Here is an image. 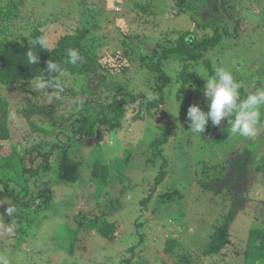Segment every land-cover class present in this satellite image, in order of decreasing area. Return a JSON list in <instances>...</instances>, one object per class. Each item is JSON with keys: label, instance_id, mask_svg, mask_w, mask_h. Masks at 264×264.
Wrapping results in <instances>:
<instances>
[{"label": "rangeland", "instance_id": "rangeland-1", "mask_svg": "<svg viewBox=\"0 0 264 264\" xmlns=\"http://www.w3.org/2000/svg\"><path fill=\"white\" fill-rule=\"evenodd\" d=\"M3 1L16 3L18 0H0L1 12L6 11ZM55 1L46 0L45 2ZM77 1L58 0L56 6H43L37 2L34 4V9L31 6H18L20 13L14 21L35 24L41 20L44 21L42 24L46 23L49 26L50 32H56L59 29L67 31L69 27L75 26V22L76 25L78 23L77 19H71L72 9H75L74 16L77 17L82 10L95 9L98 5L99 7H96L98 14L104 16L97 21L101 22L102 28L104 27L102 32L108 41L103 48H107L112 54L122 56L120 53L126 49L128 55L131 52L128 36H124L123 39V35L119 33L122 29V33L131 34L129 32L136 28L137 33L148 36V44L159 40L162 34L164 36L167 32L174 30L177 34L171 35L169 39L174 40L177 35L184 34L186 31L198 37L209 33L211 29L209 27L205 30L198 29L196 21L205 22L213 17H220L219 14L225 12L221 9L220 2H217L218 11H215V14L210 13L215 4L207 0H192L195 5L190 7V11L186 14L180 16L171 14L173 6L171 0H113L114 4L112 0H81L84 5L82 8V5L79 6L76 3ZM135 2L148 5V9L151 8L154 11L155 18L143 19L149 30L138 26L143 21L138 20L131 11ZM225 9H227L225 14L232 16L227 22L228 25L226 23L224 25L225 31L232 34L230 38L224 40L225 50L215 49L209 57L213 62L214 72L217 67H220L217 60L225 61L224 68L231 71L241 85L239 91L243 99L250 89L252 91L256 88L264 89V72H260L264 66V0H227ZM65 16L71 21L64 18ZM237 20L239 36H237L238 33L233 34L230 31ZM56 26L60 27L56 28ZM151 27H153L152 31ZM122 40L124 44H121ZM110 46L119 50L120 53L113 51ZM128 55L122 56L121 61L115 60V67L119 65L120 69L127 68L126 76L130 77L128 89L131 87L134 89L131 91L133 95L152 96L143 80L145 71L140 69L142 74L141 72L138 74L136 71L139 64L130 63L126 59ZM103 61L109 63L108 60ZM98 81L92 79L87 84L88 88L96 89L92 94H82L79 91L73 95L67 91L61 95V91H58L54 95H46L36 85L29 86L28 91L22 88L2 89L0 96L8 103L7 120L10 125V137L0 142V157L7 156L13 150L23 152L24 144H40L42 142L40 139L47 137L44 134L36 136L27 134L30 127L48 128L52 138L64 143L66 137L59 129L70 130L69 123L74 120L72 115L80 113L87 101L91 103L84 113L88 111L98 113L97 100L100 101V98L107 94L101 90ZM252 83L256 84L255 88ZM182 88H184L183 91L177 87L173 88L161 106L171 123V129L168 131L169 142L161 147L162 155L168 161V167L167 175L154 189L151 187L158 173L159 159L152 158L151 144L153 140L161 138L165 133L163 125L166 121L161 115H156L155 110H152L150 115L145 114V100L135 99L126 106V112L119 127L107 132L98 130L92 138L78 135L75 142L69 144L67 151L71 159L77 165L79 164L80 179L77 182L68 183L59 182L54 174L47 177L46 182L53 191L50 205L52 212L48 213L46 219L42 213L41 216L44 219L42 223L32 232H28L23 241L17 244H14L15 237L12 230L16 224L12 220L11 231L0 235V258L6 259L8 264H72L74 262V264H104L108 262L109 257H115V261L122 262L130 257L127 249L138 244L139 233H143L146 235L144 243L136 249L133 260L141 259L147 264H177L176 258H169L162 251L164 241L174 238L180 243L179 253L189 252L190 259L195 264H242L249 230L264 224V178L262 182L259 178H262V173H253L245 180L244 189H246L248 200L242 203V208L230 227V243L221 250L219 257L210 260L202 257V250L213 230V225L219 220L222 212L227 211L229 203L222 201L221 195L214 196L201 190L195 183V179L194 181L192 179L194 172L187 168L193 162L195 165L196 161L212 166L221 165L231 152L241 150L253 138L255 140L251 141L252 146L250 145L252 149L250 147L249 149L254 152L257 150L255 145L264 144V121L258 123L257 133L252 139L232 135L229 131L230 125L227 121H223L221 126L209 128L208 132H204V139H206L204 141L201 136L194 135L186 123V112L189 106L198 105L207 112V101L203 95L204 86L197 85L189 91L186 90L187 86ZM246 88H249L247 92ZM176 100L180 102L179 105ZM33 104L53 109L54 119H57L53 130L50 127L53 122L48 114L34 111L28 114L30 124L28 127L29 124H26L22 111L26 105ZM78 125H80L79 122H74L71 126L72 130L73 128L76 130ZM27 136L30 137L24 138ZM259 154L264 155V152L260 150ZM96 163L105 165L110 171L109 183L104 187V192L101 191L102 195L105 193L102 202H98L101 201L102 195L95 188L96 183L92 181L90 173ZM188 176L191 177L192 183L188 180ZM174 188L178 190V194L180 192L178 198L168 203L160 201V205L153 210L157 204L155 201L157 194ZM149 196H151L149 202L145 206L141 205L140 201ZM117 199L120 202V205H117L119 210L112 211L107 219L109 218L119 226V233L108 241L94 232L86 233L79 229L73 241V254H71L68 251L71 244L65 238L72 234L75 228L76 215L86 213V220L97 217L100 222L105 218L102 211H107L105 205L111 201L116 203ZM10 205H12L11 200L8 199L5 203L0 200V210L3 209V212ZM138 222L143 223L140 229L135 228ZM175 253L178 255L177 252ZM156 255H158L157 259ZM213 260L214 262L211 263Z\"/></svg>", "mask_w": 264, "mask_h": 264}, {"label": "trees", "instance_id": "trees-1", "mask_svg": "<svg viewBox=\"0 0 264 264\" xmlns=\"http://www.w3.org/2000/svg\"><path fill=\"white\" fill-rule=\"evenodd\" d=\"M45 1L18 0L16 3H6L3 1V6L6 11H0V91L2 89L11 90L16 88H22L28 91L29 86H35L43 79L49 84V87L41 89L46 95H54L58 91H61V95L67 91L73 93V95L79 91L82 94H92L96 89L88 88L87 84L92 79H96L99 80L98 84H100L101 90L107 94L102 99L100 98V101L97 100L98 113L89 111L84 113L87 106L91 103V101H87L80 113L72 115L74 120L69 123L70 130L65 131L59 129L66 137L64 143L59 142L56 138H52L48 128H34L30 127L28 123V114L31 111L44 113L45 115L48 114L53 122L50 126L53 130V126L57 124V119H54L52 108L38 107L33 104L26 105L22 111L24 120L26 124H29L28 127H30L28 128L29 132L27 134L31 136L44 134L47 137L44 139L41 138L40 141L42 142L40 144H24L23 152L13 150L7 156L0 157V200H3L4 203L8 199L11 200L12 205L10 206L15 208L11 216L6 215L3 209L0 210V217H3V222L0 223V235L6 231L8 232V228H12L13 220L16 224L12 228L15 237L14 244L22 242L24 236L28 232L35 230L34 228L38 227L42 223V220L46 219L48 213L52 212L50 205L53 191L50 190L46 182L47 177L54 174L59 182L65 181L68 183H74L80 179L79 164L77 165L71 159L67 151L69 144L73 141L75 142L78 135L85 138H92L98 130L107 132L108 130H114L119 127L121 119L126 112V106L134 102L135 99L145 100V114L150 115L152 114L151 111L155 110V114L161 115L163 120L166 121L165 125H163L165 133L161 138L153 140L151 144L152 158L159 159L158 173L155 176L154 185L151 187L154 189L167 175L166 169L168 167V161L162 155L161 148L163 145L168 144V131L171 129L170 119L161 109L167 94L173 88L177 87V85H180L178 89L182 91L184 89L182 87L184 86H187V91L197 85L204 86L207 78L214 74L213 62L209 55L215 49L225 50L223 46L225 44L224 40L225 38H230L232 34L225 31L224 26L232 18L230 16L231 14H225L227 11L225 9L227 0H207V2H213L215 4L210 13L215 14V11H218L216 7L217 2H220V7L225 12L220 13V17H213V19L205 22L200 20L196 21V27L198 29L205 30L208 27L211 29L209 33H204L198 37L194 33L186 31L184 34L177 35V38L174 40L169 39L171 35L177 34L174 33V30L167 32L164 36L161 33L162 36L159 40L148 44V36L137 33L136 28L129 32L131 34L122 33V29L119 33L123 35V39L124 36H128L129 50H131L130 54L128 55L127 49L120 53L116 48L110 47L113 51L119 52L123 57L128 55L126 59L130 63L137 62L139 64L136 72L140 73V69L145 71V78L142 79L145 80L146 85L152 93L150 97H146L143 94L133 95L131 91L134 89L132 87L128 89V79L130 77L126 76L128 73L127 68L120 69L119 65L115 67V60L121 61L122 56L112 54L107 48H103L104 45L108 44V41L102 32L104 27L102 28L101 22L97 21V19L100 21L104 16L98 14L96 9V7H99L98 5L95 9L82 10L77 14V17L76 15L74 16L75 9H72L71 19H77L78 23L76 25L75 22V26L72 28L69 27L67 31L59 29L56 32H50L49 26L46 23L42 24L44 21L41 20L35 24L14 21L20 13V6H31L34 9V4L37 2L43 6H56L58 4V0L55 2ZM171 1L173 2L171 14L174 16L186 14L190 11V7L195 5L192 3V0ZM112 2L114 4L115 1L112 0ZM76 3L79 6L83 4L81 0H78ZM150 9H148V5H142L137 2L131 8L135 17L143 21L138 26L146 30H149V28L143 19L156 17L154 11ZM64 18L69 19L66 16ZM44 20L47 21V19ZM234 23L235 26L230 31L233 34L238 33L237 36H239L240 32L237 31L239 22L237 20ZM59 27L56 26V28ZM153 27L150 28L151 31ZM39 36L46 38V47L42 48L38 44H33L34 39ZM121 44H124L123 40ZM30 50L40 57L38 64L28 63L26 53ZM70 50H76L81 57L74 65L68 63ZM103 60H108L109 63ZM46 61L56 63L61 70L54 72L47 71ZM217 61L220 67H225L224 60ZM260 72H264V66ZM120 77H122L121 80L119 79ZM252 84H254L253 88H255L256 84ZM248 89L246 88V92ZM242 92L245 93L243 89ZM192 104L195 103L192 102ZM260 112L261 117L259 122H263L264 107L260 109ZM7 113L8 103L0 96V142L10 137V125L7 120ZM74 122L80 123L76 130L74 128L72 130L71 127ZM209 128H214L210 121L206 126L205 132H208ZM202 134L201 138L206 141L204 139L205 134ZM29 137L24 138L28 139ZM253 140L255 139L253 138L251 141ZM251 141L248 144L246 143L247 145L241 150L238 149L231 152L227 160L221 165L212 166L202 161H196L195 165H193V162L187 168L188 170L192 169V172H194L192 179L193 181L195 179V183L201 190L211 193L214 196L221 195V200L229 203L227 211L222 212L219 220L212 227L213 230L209 234L208 241L201 253L203 258L212 260L211 258L219 257L221 250L230 243V227L235 220V216L240 212L242 203L244 204L248 200L246 189H244L245 180L257 172L262 173V178L259 177L261 182L264 178V155L259 154L260 150L264 152V144L253 145L257 149L253 152V150L249 149ZM189 145L191 144L189 143ZM109 172L108 167L98 163L94 165V168L90 172L92 181L96 183L95 188L98 189L97 191H100V195H102L104 187L109 183ZM188 178L191 181V177L188 176ZM179 194L175 188L171 191L165 190L163 193H158L155 200L157 204L153 210H155L156 206L158 207L160 205V201L161 203L172 202L178 198ZM103 195L101 196V201L98 202L104 200L105 193ZM150 198L151 196L141 200L140 204L145 206ZM117 205H120L118 199L116 203L111 201L106 204L107 211L102 210L105 218L101 219L100 222L97 220L99 219L97 217L86 220V213H78L75 218L76 224L72 230V234H69L65 238L71 244L68 251L73 254L72 245L79 233V229L86 231V233L94 232L108 241L111 237L117 235L119 233V226L110 221L109 218L107 219L112 211L119 210L117 209ZM42 213L44 219L41 216ZM142 226L143 223L138 222L135 228L140 229ZM138 232L140 231L138 230ZM145 237V234L139 233L138 244L127 249V252H130L128 259L121 262L119 260L115 261V257H109L108 262L104 264H131L133 262L135 264H147L141 259L133 260L136 249L143 245ZM163 246V254L169 258H176L178 260L177 264H195L190 259L189 252L184 251L182 254L179 253L178 248L180 247V243L174 238L166 239ZM140 250L142 251V249ZM157 257L158 255H156V259ZM243 257L242 264H264V224H259L249 230L247 240L245 241ZM213 262L214 260L211 261V263Z\"/></svg>", "mask_w": 264, "mask_h": 264}, {"label": "clouds", "instance_id": "clouds-1", "mask_svg": "<svg viewBox=\"0 0 264 264\" xmlns=\"http://www.w3.org/2000/svg\"><path fill=\"white\" fill-rule=\"evenodd\" d=\"M33 44H38L43 48L46 47L47 40L44 36H39L34 39ZM26 56L29 64L40 62V57L31 50L26 53ZM80 59L81 57L76 50L69 51L68 63L74 65ZM46 70L54 72L61 69L56 63L46 61ZM36 87L44 89L49 87V84L41 79ZM179 87L180 85H177V89ZM240 88V83L236 81L231 71L224 67H217L214 74L209 76L204 83L203 95L207 101V112L198 105H191L187 109L186 123L189 130L194 135L201 136L209 121L213 127H219L223 121H227L232 135L246 138L254 137L261 117L260 109L264 107V89L256 88L254 91H249L246 97L242 99ZM176 103L179 105L180 102L176 100ZM14 211V207L8 206L5 209V214L11 216ZM2 222L3 217H0V223ZM8 231H11V228H8ZM0 264H8V261L0 258Z\"/></svg>", "mask_w": 264, "mask_h": 264}]
</instances>
